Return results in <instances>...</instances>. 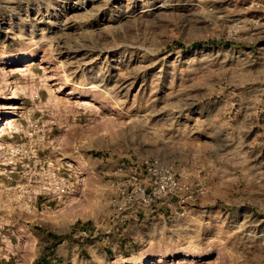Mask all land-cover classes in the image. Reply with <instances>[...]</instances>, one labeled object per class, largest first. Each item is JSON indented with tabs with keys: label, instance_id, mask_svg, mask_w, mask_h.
Masks as SVG:
<instances>
[{
	"label": "rangeland",
	"instance_id": "obj_1",
	"mask_svg": "<svg viewBox=\"0 0 264 264\" xmlns=\"http://www.w3.org/2000/svg\"><path fill=\"white\" fill-rule=\"evenodd\" d=\"M67 1L0 0V264H264V0Z\"/></svg>",
	"mask_w": 264,
	"mask_h": 264
},
{
	"label": "built area",
	"instance_id": "obj_2",
	"mask_svg": "<svg viewBox=\"0 0 264 264\" xmlns=\"http://www.w3.org/2000/svg\"><path fill=\"white\" fill-rule=\"evenodd\" d=\"M145 164L147 166V163ZM148 170H150V167H148ZM167 170L168 169H165L164 172ZM148 173H151V178L148 183L146 182L147 185H142V183H140L136 173L128 174L123 183H119L121 185L118 184L117 196H121L122 201L117 200L115 197L112 199V203L117 206V209H122L127 203H133L136 201L151 203L155 198L170 193L175 189L174 187L177 182L176 179L171 176V173H163L162 177L154 175L152 171ZM40 184L39 187L42 190L54 189L57 194L67 192V186H63L59 181L48 183V181L43 180ZM28 191H30V189H28L27 192Z\"/></svg>",
	"mask_w": 264,
	"mask_h": 264
},
{
	"label": "bare ground",
	"instance_id": "obj_3",
	"mask_svg": "<svg viewBox=\"0 0 264 264\" xmlns=\"http://www.w3.org/2000/svg\"><path fill=\"white\" fill-rule=\"evenodd\" d=\"M67 2L77 3V0H68ZM30 61L28 60L27 62H24V63H26L25 65L29 66L32 63H34L33 61H31V62ZM12 90H13L12 85H11L9 80H7L3 84V86H1L0 98L2 101L0 102V137L3 134V130L6 127V125L11 124L12 121L15 119L14 118V115L16 113L15 109L18 107V105H16L15 102L10 101V98H11L12 92H13ZM67 93H70V92H67ZM70 202H72V201H70ZM202 255L203 254L201 252L193 254L190 251H185V252H183L182 256H180V258H178V259H179V261H186L187 259H190V257H192V256H202ZM163 259H164L163 257L157 256L155 262L163 261ZM137 263L138 264H144L145 262L140 261Z\"/></svg>",
	"mask_w": 264,
	"mask_h": 264
}]
</instances>
